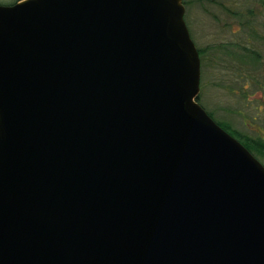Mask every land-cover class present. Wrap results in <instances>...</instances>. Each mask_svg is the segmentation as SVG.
Here are the masks:
<instances>
[{"label":"water","instance_id":"1","mask_svg":"<svg viewBox=\"0 0 264 264\" xmlns=\"http://www.w3.org/2000/svg\"><path fill=\"white\" fill-rule=\"evenodd\" d=\"M184 13L0 5V264H264V166L198 104Z\"/></svg>","mask_w":264,"mask_h":264},{"label":"rangeland","instance_id":"2","mask_svg":"<svg viewBox=\"0 0 264 264\" xmlns=\"http://www.w3.org/2000/svg\"><path fill=\"white\" fill-rule=\"evenodd\" d=\"M182 2L202 52L199 105L264 166V0Z\"/></svg>","mask_w":264,"mask_h":264},{"label":"trees","instance_id":"3","mask_svg":"<svg viewBox=\"0 0 264 264\" xmlns=\"http://www.w3.org/2000/svg\"><path fill=\"white\" fill-rule=\"evenodd\" d=\"M198 50V49H197ZM198 54H199V58H200V62L202 61V52L200 50H198ZM197 102H198V98H197ZM199 104V102H198ZM211 118H212V115L207 113ZM213 119V118H212ZM217 125H219L222 129H224L219 123L215 122ZM228 130H226V132H228V134H230L231 136H233L232 134L235 135L234 132H232L231 130H229L228 127H226ZM225 130V129H224ZM232 133V134H231ZM237 141H239L253 156H254V152H253V148L251 147V145H249L248 143L246 142H243L240 138L236 139ZM255 157V156H254Z\"/></svg>","mask_w":264,"mask_h":264},{"label":"flooded vegetation","instance_id":"4","mask_svg":"<svg viewBox=\"0 0 264 264\" xmlns=\"http://www.w3.org/2000/svg\"><path fill=\"white\" fill-rule=\"evenodd\" d=\"M21 0H6L7 4L6 5H1V6H12L15 3L19 2Z\"/></svg>","mask_w":264,"mask_h":264}]
</instances>
